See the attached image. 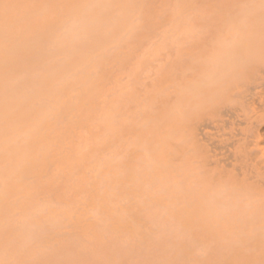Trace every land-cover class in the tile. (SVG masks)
I'll use <instances>...</instances> for the list:
<instances>
[{"label": "rangeland", "instance_id": "rangeland-1", "mask_svg": "<svg viewBox=\"0 0 264 264\" xmlns=\"http://www.w3.org/2000/svg\"><path fill=\"white\" fill-rule=\"evenodd\" d=\"M263 81L264 0H0V264H264Z\"/></svg>", "mask_w": 264, "mask_h": 264}, {"label": "bare ground", "instance_id": "bare-ground-1", "mask_svg": "<svg viewBox=\"0 0 264 264\" xmlns=\"http://www.w3.org/2000/svg\"><path fill=\"white\" fill-rule=\"evenodd\" d=\"M259 7V6H258ZM263 16V15H262ZM257 17H258V15H257ZM260 18H261V16H260ZM256 22V21H255ZM260 22V21H259ZM253 29V28H252ZM255 29V28H254ZM247 31V30H246ZM262 31V30H261ZM257 32V31H256ZM243 33V32H242ZM246 33V32H245ZM240 35H241V32H240ZM251 35V34H250ZM257 35V34H256ZM252 36V35H251ZM246 37V36H245ZM244 37H242V39H243ZM261 38V37H260ZM239 39V38H238ZM240 41H241V39H239ZM238 40V41H239ZM226 44H228V43H226ZM229 44H231V43H229ZM252 46V45H251ZM222 47V46H221ZM227 47V46H226ZM248 48H249V46H248ZM227 49V48H226ZM243 49V48H242ZM251 49V48H250ZM260 49V48H259ZM231 50V49H230ZM241 51H243V50H241ZM259 51V50H258ZM226 52V51H225ZM234 53V52H233ZM250 53H251V51H250ZM255 53V52H254ZM237 54V53H236ZM257 54V53H256ZM225 55V54H224ZM233 55V54H232ZM260 55V54H259ZM250 56V55H249ZM234 57V56H233ZM242 57H243V55H242ZM248 57V56H247ZM252 57V56H251ZM262 57V56H261ZM231 58V57H230ZM239 58V57H238ZM233 59V58H232ZM243 59V58H242ZM242 59H240V60H242ZM254 59V58H253ZM257 59V58H256ZM237 60H239V59H237ZM236 60V61H237ZM244 60V59H243ZM213 61V60H212ZM220 60H218V62H219ZM227 61V60H226ZM217 62V61H216ZM230 62H231V60H230ZM258 63L260 62V61H257ZM215 63V62H214ZM219 63H221V62H219ZM218 63V64H219ZM233 62H231V64H232ZM216 64V63H215ZM214 64V65H215ZM234 64V63H233ZM255 64H256V62H255ZM210 65V64H209ZM221 65V64H220ZM230 65V64H229ZM228 65V66H229ZM262 65V64H261ZM222 66V65H221ZM249 67H251L250 65H249ZM256 67H258V66H256ZM263 67V66H262ZM232 68H234V67H232ZM240 68V67H239ZM242 68V67H241ZM221 69H223V68H221ZM235 69V68H234ZM238 69V68H237ZM256 69V68H255ZM263 69V68H262ZM236 70V69H235ZM244 70V69H243ZM215 71V70H214ZM263 71V70H262ZM227 72V71H226ZM259 73H260V71H258ZM204 73V72H203ZM202 73V74H203ZM258 73V74H259ZM218 74V73H217ZM245 74V73H244ZM255 74V73H254ZM201 75V74H200ZM262 75V74H261ZM226 76V75H225ZM246 76H248V75H246ZM201 77V76H200ZM204 77V76H203ZM212 77H213V75H212ZM236 78V77H235ZM205 80V79H204ZM214 80V79H213ZM236 80V79H235ZM240 80H241V78H240ZM260 80V79H259ZM207 81H209V80H207ZM217 81V80H216ZM253 81V80H252ZM214 82V81H213ZM237 82H238V80H237ZM211 83H212V81H211ZM238 83H240V81L238 82ZM261 83V82H260ZM263 83H264V81H263ZM195 84V83H194ZM198 84V83H197ZM208 84V83H207ZM206 84V85H207ZM217 84V83H216ZM233 84V83H232ZM235 84H236V82H235ZM200 85V84H199ZM210 85V84H209ZM226 85V84H225ZM241 85V84H240ZM244 85V84H243ZM261 85V84H260ZM195 86V85H194ZM203 86V85H202ZM217 86V85H216ZM230 86V85H229ZM233 86V85H232ZM257 86V85H256ZM196 87H198V86H196ZM207 87V86H206ZM210 87V86H209ZM200 88V87H199ZM199 88H197V89H199ZM231 88V87H230ZM245 89V88H244ZM261 89H262V87H261ZM260 89V90H261ZM220 90V89H219ZM248 90V89H247ZM208 92H210V91H208ZM207 92V93H208ZM213 93H214V91H213ZM228 93H230V92H228ZM215 94V93H214ZM219 94V93H218ZM259 96H257L258 98L257 99H254L253 101H252V111H253V117H251L252 118V121L251 120H249L250 121V123H246V124H248L247 125V127H249L248 128V130H247V132H244L243 134H242V144H243V146H245V147H247L246 148V150H244L245 151V154H244V156H243V159H246L247 160V163H249V164H247V166H246V168H248L249 170H246L248 173H247V175H249V178L251 179V180H253V184H254V186H255V189H257V190H260V189H263V191H264V91L263 92H259ZM203 95H205L204 93H203ZM228 95V94H227ZM230 95V94H229ZM248 95V94H247ZM256 95V94H255ZM215 96H217V95H215ZM253 96V95H252ZM203 97V96H202ZM222 97V96H221ZM230 97V96H229ZM247 97V96H246ZM205 98V97H204ZM228 98V97H227ZM248 98V97H247ZM218 99V98H217ZM226 99V98H225ZM205 100V99H204ZM226 100H228V99H226ZM203 102H205V101H203ZM250 103V102H249ZM214 105V104H213ZM211 106V105H210ZM207 108V107H206ZM210 110H212V109H210ZM205 111V110H204ZM218 112V111H217ZM205 113V112H204ZM210 113H211V111H210ZM213 113H214V109H213ZM223 113V112H222ZM207 114V113H206ZM219 114V113H218ZM222 114H220V116H221ZM236 115V114H235ZM212 116H214L213 114H212ZM219 116V115H218ZM219 116V117H220ZM214 117H216V116H214ZM222 117V116H221ZM233 117V116H232ZM218 120H219V118H217ZM210 120V119H209ZM216 120V119H215ZM199 121H202V120H199ZM228 121V120H227ZM212 122V121H211ZM226 122V121H225ZM214 123V122H213ZM217 123V122H216ZM216 123H214V124H216ZM205 124V123H204ZM218 124V123H217ZM222 124V123H221ZM227 124V123H226ZM201 125V124H200ZM219 125V124H218ZM199 126V125H198ZM196 127V126H195ZM219 127V126H218ZM206 129V128H205ZM216 129V128H215ZM219 129V128H218ZM197 130V129H196ZM236 134H237V132H236ZM235 138V137H234ZM240 139V138H239ZM235 140V139H234ZM237 140H238V138H237ZM233 141V140H232ZM234 143V142H233ZM232 145V144H231ZM230 145V146H231ZM236 145H238V144H235V146ZM221 147V146H220ZM229 147V146H228ZM244 147V148H245ZM216 148V147H215ZM236 148H237V146H236ZM238 148H239V146H238ZM243 148V147H242ZM221 149V148H220ZM219 149V150H220ZM216 150V149H215ZM219 150H217V151H219ZM224 151H225V149H224ZM230 151V150H229ZM236 151V150H235ZM239 151V150H238ZM214 152V151H213ZM221 152V151H220ZM237 152V151H236ZM209 153V152H208ZM216 153V152H215ZM222 153H223V151H222ZM221 153V154H222ZM225 153V152H224ZM217 154V153H216ZM228 155V154H227ZM231 155V154H230ZM241 156V155H240ZM215 157V156H214ZM213 157V158H214ZM239 157V156H238ZM212 158V159H213ZM216 158V157H215ZM219 158V157H218ZM240 158V157H239ZM242 159V158H241ZM220 161V160H219ZM226 161V160H225ZM244 161V160H243ZM246 162V161H245ZM245 162L243 163L242 162V164H245ZM216 164V163H215ZM228 165V164H227ZM245 166V165H244ZM244 170V169H243ZM230 171V170H229ZM232 172H234V171H232ZM236 172V171H235ZM237 173V172H236ZM231 174V173H230ZM237 175V174H236ZM229 177V176H228ZM231 178H234V177H231ZM238 178V177H237ZM244 180V179H243ZM243 182V181H242ZM245 182V181H244ZM227 185H230V184H228L227 183ZM236 185V184H235ZM240 185V184H239ZM244 185V184H243ZM242 185V186H243ZM241 186V187H242ZM220 187V186H219ZM218 187V188H219ZM227 187V186H226ZM222 188H224V187H222ZM229 188V187H228ZM244 188V187H243ZM227 189V188H226ZM245 189V188H244ZM215 190H217V189H215ZM219 190H222V189H219ZM225 190V189H224ZM223 191V190H222ZM233 191V190H232ZM237 191V190H236ZM218 191H216L215 193H217ZM253 192V191H252ZM221 193V192H220ZM219 193V194H220ZM244 193V192H243ZM255 193V192H254ZM257 193V192H256ZM212 195H214V193L212 194ZM224 195V194H223ZM254 195V194H253ZM222 196V195H221ZM225 196V195H224ZM209 197V196H208ZM225 197H227V196H225ZM249 197V196H248ZM215 198V200H216V197H214ZM205 199H207V198H205ZM208 200V199H207ZM214 200V199H213ZM218 200V199H217ZM216 200V201H217ZM219 200H221L220 198H219ZM212 201V200H211ZM205 203H206V201H205ZM214 203V202H213ZM230 203V202H229ZM237 203V202H236ZM224 204H225V202H224ZM227 204V203H226ZM219 205H221V204H219ZM233 205V204H232ZM232 205H229V206H232ZM235 205V204H234ZM239 205V204H238ZM210 206H213V205H210ZM228 206V205H227ZM217 207V206H216ZM223 207H225L224 205H223ZM212 208V207H211ZM219 208V207H218ZM232 208V207H231ZM235 208V207H234ZM236 208H237V204H236ZM248 209V208H247ZM232 210H233V208H232ZM231 210V211H232ZM240 210V209H239ZM234 211H236V210H234ZM211 212H213V211H211ZM228 212H230V211H228ZM242 213V212H241ZM218 214V213H217ZM234 214H236V213H234ZM243 214V213H242ZM241 215V214H240ZM243 221V220H242ZM252 237V236H251Z\"/></svg>", "mask_w": 264, "mask_h": 264}]
</instances>
